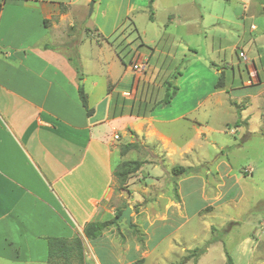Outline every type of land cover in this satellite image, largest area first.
Segmentation results:
<instances>
[{
    "label": "rangeland",
    "instance_id": "374dc122",
    "mask_svg": "<svg viewBox=\"0 0 264 264\" xmlns=\"http://www.w3.org/2000/svg\"><path fill=\"white\" fill-rule=\"evenodd\" d=\"M70 2L72 26L60 25L54 46L78 59V45L92 37L103 47L80 44L81 61L93 67L94 55L99 53L116 73L137 56L146 60L139 93L128 100L134 103L133 113L140 112L146 119L143 132L136 135L129 128L114 139L121 162L138 160L142 165L125 181L113 176L101 203L109 225L91 241L98 243L96 255L120 258L124 264H179L189 250L206 248L213 238H221L232 255L241 236L257 231L263 237L254 249L253 264H264V224H259L264 219V70L258 60L253 69L254 53L238 42L242 29L237 25L241 19L234 0H153L151 8L150 0H94L91 13L90 0ZM199 13L203 18L196 31ZM222 14L233 18L227 22L230 32L217 28ZM259 22L264 24V19ZM244 29L249 36L248 21ZM118 46H122L120 59ZM261 55L264 58V51ZM104 62L102 67L107 66ZM100 71L88 76L85 84L88 90L90 81L99 83L92 96L98 95L105 80L103 68ZM220 72L223 86L215 88ZM123 73L130 82L131 70ZM167 82L171 83L169 92L176 87L175 94L168 104L158 105ZM151 114L160 121L157 127L172 137L176 149L158 135L150 137L158 131L149 122ZM113 160L118 163L116 152ZM175 166L192 170L173 175ZM249 167L251 175L245 176ZM215 168L226 169L222 178L216 177ZM238 174L241 178L236 183ZM176 182L182 184L189 219L181 229H176L182 222L177 211L166 210L169 199H179ZM219 182L225 184L218 188ZM218 189L222 197L215 201ZM126 206L131 209L130 222L116 217ZM81 239L86 264H96L88 241ZM210 257H203L200 264H220Z\"/></svg>",
    "mask_w": 264,
    "mask_h": 264
},
{
    "label": "crops",
    "instance_id": "0c3cea01",
    "mask_svg": "<svg viewBox=\"0 0 264 264\" xmlns=\"http://www.w3.org/2000/svg\"><path fill=\"white\" fill-rule=\"evenodd\" d=\"M234 4L241 19L237 24L242 29L238 42L254 53L253 69L258 60L264 70L261 55L264 24L259 22L264 19V0H234ZM70 9V0H0V264H46L45 238L74 235L88 241L96 264H124L120 258L96 255L98 243L91 244L85 238L83 227L89 221L108 216L101 203L113 182V167L122 161L120 152L114 151L117 134L129 128L136 135L143 132L146 119L142 113L129 112L134 103L128 100L138 95V84L144 81V74L137 79L131 71V80L127 82L123 71L129 68L116 73L99 53L94 55V66L87 67L81 61L80 44L93 43L99 49L103 46L92 37L84 39L77 47V54L87 104L93 109L92 115L87 116L78 96L81 83L77 72L68 55L54 46L60 25L66 22L72 26ZM202 18L199 13L196 31ZM232 19L222 14L217 28L230 32L227 22ZM171 20L175 21L176 17L173 15ZM247 21L249 36L244 33ZM93 27L103 36L99 27ZM121 48H115L119 59ZM103 62L107 63L106 67H102ZM102 68L104 83L98 95L92 96L99 83L90 81L88 90L85 84L88 76L98 74ZM150 121L155 125L160 122L152 114ZM157 129L158 134L153 132L150 137L158 135L161 141L173 143L170 135ZM115 152L118 163L113 160ZM225 170L215 168L214 174L222 178ZM248 174L251 175L250 167L244 175ZM240 178L238 174L235 182ZM224 184L219 182L217 187ZM181 186L176 182L175 194L179 199H169L166 208L177 211L182 219L176 229L184 227L189 220ZM218 192L215 201L222 197L220 189ZM202 194L206 200L203 190ZM259 224L263 225L264 219ZM262 237L257 231L241 236L230 255L234 264H253L254 249ZM179 239L183 237L179 235ZM207 255L225 264L221 238L205 248L196 264ZM184 264H193V260Z\"/></svg>",
    "mask_w": 264,
    "mask_h": 264
},
{
    "label": "trees",
    "instance_id": "16d2710c",
    "mask_svg": "<svg viewBox=\"0 0 264 264\" xmlns=\"http://www.w3.org/2000/svg\"><path fill=\"white\" fill-rule=\"evenodd\" d=\"M152 2L153 0H150V4H149L150 8L152 7L151 6ZM149 18H152V15H150ZM68 59L73 65V67L75 68V71L77 72L79 80L82 79V71H81L80 63L77 57L68 56ZM223 82H224V74L220 72L218 74L215 88L222 87ZM170 88H171V83L167 82L165 97L160 100L158 105H166L170 102V99L175 94L176 87H172L171 92H169ZM78 96H79L81 105L85 109L87 116H91L93 113V109L90 108L87 104V96H86V93L84 92L82 84H79L78 86ZM129 112L133 113L132 108L129 109ZM136 113L141 114L140 112L139 113L136 112ZM130 145L131 143L126 144L123 147V150L121 152L122 153L126 152ZM141 165H142V162L138 160L123 161L119 164L117 168L113 170V176L119 179L120 181H125L126 178L130 174L136 172L140 168ZM189 169L191 168L184 167V166H175L172 168V173L175 175L184 174ZM120 213L121 212H117L116 217ZM108 225H109V222L106 220L89 221L83 227V235L89 241H94L102 235L103 231L107 229ZM45 240L47 244L46 264H86L82 239L78 235H74L70 238L60 237V236H47ZM215 240L216 239L213 238L209 242H213ZM189 251H190L189 254L186 257H184L183 260L179 264H184L189 259H192L193 264H196L197 259L204 253L205 247L202 249L194 248ZM225 257H226V264H234L230 254L226 250H225Z\"/></svg>",
    "mask_w": 264,
    "mask_h": 264
},
{
    "label": "built area",
    "instance_id": "2783aa9c",
    "mask_svg": "<svg viewBox=\"0 0 264 264\" xmlns=\"http://www.w3.org/2000/svg\"><path fill=\"white\" fill-rule=\"evenodd\" d=\"M239 55L244 56V54L242 52H240ZM128 68L133 72L134 76L137 79H139L145 72L146 60L141 59L137 56L134 59H132V61L128 65Z\"/></svg>",
    "mask_w": 264,
    "mask_h": 264
},
{
    "label": "water",
    "instance_id": "95a60500",
    "mask_svg": "<svg viewBox=\"0 0 264 264\" xmlns=\"http://www.w3.org/2000/svg\"><path fill=\"white\" fill-rule=\"evenodd\" d=\"M93 4H94V0H90V4H89V13L92 12V9H93ZM81 83V81H80ZM130 212H131V209L129 206H126L122 211L121 213L119 214V216L117 217L118 220H121V219H125L126 222H130Z\"/></svg>",
    "mask_w": 264,
    "mask_h": 264
}]
</instances>
